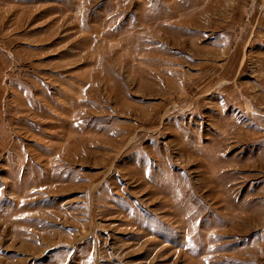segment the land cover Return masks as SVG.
Here are the masks:
<instances>
[{"label": "rangeland", "instance_id": "rangeland-1", "mask_svg": "<svg viewBox=\"0 0 264 264\" xmlns=\"http://www.w3.org/2000/svg\"><path fill=\"white\" fill-rule=\"evenodd\" d=\"M0 52V264H264V0H0Z\"/></svg>", "mask_w": 264, "mask_h": 264}, {"label": "crops", "instance_id": "crops-1", "mask_svg": "<svg viewBox=\"0 0 264 264\" xmlns=\"http://www.w3.org/2000/svg\"><path fill=\"white\" fill-rule=\"evenodd\" d=\"M1 55H2V56H1ZM3 56H4V54L0 52V57H1L0 59H2ZM2 62H3V61H2ZM1 64H2V63H1V61H0V65H1ZM0 71H1V67H0ZM0 82H1V81H0ZM0 103H1V99H0Z\"/></svg>", "mask_w": 264, "mask_h": 264}]
</instances>
